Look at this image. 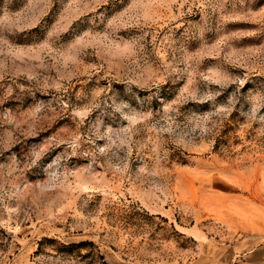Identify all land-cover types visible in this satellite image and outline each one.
I'll return each instance as SVG.
<instances>
[{
    "label": "rangeland",
    "instance_id": "obj_1",
    "mask_svg": "<svg viewBox=\"0 0 264 264\" xmlns=\"http://www.w3.org/2000/svg\"><path fill=\"white\" fill-rule=\"evenodd\" d=\"M0 264H264V0H0Z\"/></svg>",
    "mask_w": 264,
    "mask_h": 264
}]
</instances>
